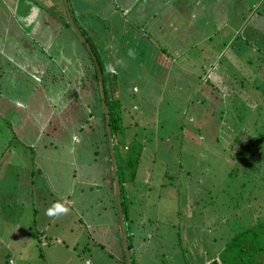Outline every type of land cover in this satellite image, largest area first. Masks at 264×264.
Wrapping results in <instances>:
<instances>
[{
  "label": "rangeland",
  "instance_id": "rangeland-1",
  "mask_svg": "<svg viewBox=\"0 0 264 264\" xmlns=\"http://www.w3.org/2000/svg\"><path fill=\"white\" fill-rule=\"evenodd\" d=\"M61 2L46 0L44 5L57 13L63 8L67 11L66 0L62 10ZM137 4V0L127 5L121 4V0H80L78 4L83 10L81 21L86 19L90 23L86 33L81 32L104 65L105 76L110 68L117 74L111 78L117 80L118 90L114 91L112 101L114 111L120 113L117 124L121 127L113 135V152L120 162L122 145H129L130 150L124 156L127 163H123L124 167L117 166L119 178L126 175L131 183L124 187L128 209L126 230L129 235L134 233L129 261L131 258L132 264H208L220 257L224 244L236 232L258 220L264 223V174L258 170L259 165L264 166V76L261 74L264 69L259 67L264 56L255 53L249 66H235L238 78H248L257 85L248 90L249 95L262 100L257 113L253 102L246 105L235 101L251 121L256 136L252 138L246 135L244 124L241 125L245 122L239 123L238 116L235 119L229 111L231 98L228 97L233 91L228 95L226 78L232 76L221 74L219 54L214 53L211 59L206 57L213 44L200 41L204 34L193 23L187 27L196 36L193 42L183 35L176 47L179 32L170 29L172 24L168 28L162 25L159 42L145 41L144 35L139 34L141 31L131 25L159 26L151 23L154 19L147 23L150 12L138 15ZM26 9L23 1L18 13L23 14ZM3 13L0 19V264H17L14 249L18 250L17 242L20 244L22 238L18 241L17 237L24 232L37 234L30 241L27 239L32 249L25 264H66L65 259L73 260L72 264H90L88 259L93 260L91 264L98 260L106 264H128L126 252L124 260L121 254L123 235L121 240L117 234L118 229L122 233L121 221L114 217V209L109 205L106 209L112 183L109 169L102 162L105 163L106 137H109L104 135L100 93L89 82L94 72L91 60L84 54V48L85 51L80 49L82 58L60 59L63 66L59 67V57L54 59L55 43L37 37L24 41L33 36L27 26L33 31L37 26H30L20 18L22 24L14 25L8 13L2 10ZM186 17L183 13L176 22H193V17ZM75 20L68 15L70 27ZM214 27L208 23L204 28L214 30ZM200 29L204 31L201 26ZM229 33L231 36L232 32ZM73 35L76 33L68 31L58 35L63 49H71ZM263 35L256 33L255 39ZM105 38L107 42L103 41ZM240 38L249 44L253 41L244 32ZM79 39L84 41L82 37ZM148 44L157 50L171 48L173 57L163 52L153 54ZM132 47L139 50H135L133 57H126L129 50L133 52ZM247 50L246 44H237L235 61L244 62L251 54ZM204 56L209 60L205 64ZM200 62L206 73L199 78ZM188 73L194 80L192 84ZM244 73L252 77H242ZM183 78L188 79L191 87L182 83ZM158 79L165 86L160 93L154 85ZM224 87L226 94L222 91ZM246 94L241 91V100ZM118 97L124 104H120ZM251 108L253 116L248 113ZM220 115L224 116L223 120ZM248 118H244L246 122ZM230 119L235 123H230ZM210 127L215 133H209ZM234 131L240 133L238 143L233 140ZM247 142L250 144L245 147ZM232 143L234 150L240 152L244 148L252 162H257V168L253 165L239 178L228 173L234 160L226 161L228 155L216 151L217 146L230 148ZM32 162L40 169V175L33 177L36 180L33 203L28 181ZM38 189L42 191L37 193ZM56 191L64 196L60 198ZM116 202L120 219L119 202ZM55 204L66 211L46 215L49 209L55 212ZM256 215L260 218L256 219ZM36 238L39 241L32 245ZM47 249H58L61 257L53 253L45 255Z\"/></svg>",
  "mask_w": 264,
  "mask_h": 264
},
{
  "label": "crops",
  "instance_id": "crops-1",
  "mask_svg": "<svg viewBox=\"0 0 264 264\" xmlns=\"http://www.w3.org/2000/svg\"><path fill=\"white\" fill-rule=\"evenodd\" d=\"M23 1L27 9L23 12V14H20L18 13V11L20 10V4ZM45 1L46 0H3V1L0 0V4H2L0 6V13H1L0 19H2V17L5 15L4 13L2 14V10H3L5 13H8V16L11 18L14 25L20 26L22 24V21H26L27 24H29L30 26H35V27L37 26V28L34 29V31H33V28L31 29L29 26H27V28H29V31L33 33L32 34L33 36H31L29 39L24 40V41H30L33 39L37 40L36 39L37 37L44 42L50 40L52 42V45L55 43L57 45V49H56L57 55L54 57V59L59 57L58 58L59 67L62 68L63 63L60 61V59L63 60V58H66V60L69 61L68 57H70L71 60L77 61L79 57L82 58L83 56L80 52V49L84 50L85 47L82 44L83 41H80L77 35L76 36L73 35L75 38H73L71 49L67 51V49L66 50L63 49L64 46L62 44V41L60 42L58 41V40H62L58 37V35H60L62 31H68L70 32V34H72V33H75L77 29L79 31H83V33H86L85 28L89 27L88 25L90 23H88L86 19L81 21V18L83 17L82 16L83 10L80 9L78 6L80 0H66L67 6H68L67 11L65 10V8H63V10L61 8L62 6L64 7V2L62 0L59 6L60 10L62 11L58 12L59 14L57 13V11L56 12L50 11V9L47 8V5H44ZM135 1L136 0H121V4L123 2L125 5H127L128 3L134 4ZM137 2H138V4L136 5L137 14L140 16V14H143V13L147 14L148 12H150L149 13L150 16H148L147 23L149 20L154 19L157 21L155 22L153 20L151 23H154V24L156 23L159 26L155 28V27H152L151 25L148 28V24H141L142 27L136 28L132 26L130 23L131 27H133L136 31H141V33L139 34L144 35L145 41L149 40V41H152L153 43L157 41L159 42L158 37L161 36V32H162L160 29L164 26L168 28V26L172 24V26L170 25L171 26L170 29H173L174 32L176 31L179 32V37H176L178 38L176 39L177 40L176 47L178 46L179 42H181L180 36H183V35L188 37L187 40H189V42L190 41L193 42L195 41L196 36L193 35L190 30H187L188 25L193 23L192 26H195L196 28H198L201 34L202 33L204 34L203 38H201L200 41H202V43H205V41H208L214 45V46L213 45L211 46V50L209 49L208 51L209 55H207L206 57H209L211 59L214 53H216L217 55L219 54V56L221 57V60L219 62V66L222 68L221 74H227V75L232 76L233 71L230 70L231 68L230 66H237V65L242 64V62H237L234 59L236 57L235 56V46L237 44H246L249 49L246 52H249V53L251 52V54L248 55L244 61V63H246V65L248 66L250 63H252L250 61V58L253 57L255 53L264 56V35L261 36L260 39L259 38L255 39L256 33L264 34V0H137ZM243 4L245 6H243ZM1 7H2V10H1ZM188 9L190 10L189 14H187ZM69 11H70L71 18L74 19L75 17L76 19L75 22H72L73 27H70L69 22H68ZM230 12H232V14H230ZM40 13L42 14L40 15ZM131 13H133V11ZM183 13H186V16H187L186 18L193 17L194 19L193 22L178 24L176 20L179 18H182ZM175 14L179 18L176 17ZM239 14H242V16H239ZM145 17H147V15L144 16L143 18ZM19 18L23 20L20 21ZM207 18H209V20ZM142 19H140V21ZM197 19H203L204 22L201 24L202 22L201 21L200 23L196 24ZM208 23H211L212 25L215 26L214 30H208V29L206 30L204 28ZM163 24L164 26H162ZM200 26L203 27L204 31L203 30L201 31ZM245 27H246V29H244L245 31H241V28H245ZM233 30L235 33H233ZM229 32H232L231 36ZM241 32L242 33L244 32L246 36L252 37L253 41L250 43L257 45L258 47H255L249 44L247 41L246 42L241 41V38H240ZM83 35L85 36V34ZM217 35L219 36L216 37ZM229 36L230 38L225 39L226 37H229ZM5 41H7V39H5ZM103 41L107 42V39L105 38ZM100 42L101 40L98 39V43ZM147 48L151 49V52L153 54L156 52L157 54L159 52H163L167 55H170V53H173L171 52V48L157 50L154 48V46H150V44L147 45ZM132 49H134L133 53L135 52L136 49L139 50V48H133V47ZM204 50H207V48H205ZM84 54H86V56L90 58L87 51H85ZM125 56L129 58L133 57V56H128L127 53H125ZM170 57H173V56L170 55ZM203 58H205V56ZM225 59H227L226 62H225ZM173 63L175 62H172V65ZM205 63H207V61L206 62L204 61V64ZM261 64H262L261 67H264V61H262ZM50 67L51 66L48 65L47 69H49ZM146 68L147 67L145 65L144 69ZM37 73H39V71H37ZM226 79L228 81V87L232 86L231 85L233 84L232 81L235 80L233 76L231 78H226ZM116 87H117V82H115V88ZM104 162L106 163V158ZM102 164L104 163L102 162ZM37 175H40V174L38 173ZM29 176L32 177V170L29 172ZM27 178H28V174H27ZM34 182H36V180L33 181V185L31 186L32 187L31 189L29 188V184H28V188L30 191L29 196H30L32 203H33V200H35L34 199L35 190L33 188L35 184ZM41 191L42 189H38L37 193ZM55 194H57V196L59 195L60 198L64 196L60 194L58 191H56ZM108 195H107V201L111 197L109 193ZM106 205H109V201L108 203H106ZM110 211L112 212V210ZM24 229L25 227H23L22 232H24ZM114 231L115 230L113 229L112 236L114 234ZM22 232H20L19 235ZM31 236L32 235L29 232L27 233L24 232V235H20L19 237H17L18 241L20 240V238H22V241H19V243L23 244V246H21L17 242L18 250L14 249V251L17 253L15 255L17 264H18V261L20 264L21 263L25 264L27 260H30L29 250L32 249V247L27 245V239L30 241L32 239ZM54 239L55 241L59 242L58 241L59 239H56V238ZM114 241H116V239H114ZM35 243H36V240L35 241L33 240L32 245H34ZM44 243L45 242H41L43 246H46L47 244H44ZM13 247H16V246H13ZM49 249H53V247ZM49 249L46 250L45 255L48 256V253H53L57 255L56 257H61L58 249L54 251H50ZM114 251H116V253L118 254L120 253L116 250V248ZM8 257H9V254H8ZM65 260L67 262L66 264H72L70 262H72L73 260H67V259ZM88 261H90V264L93 262V260H90V259H88ZM95 262H97L96 264H106L104 260H98ZM263 264H264V261H263Z\"/></svg>",
  "mask_w": 264,
  "mask_h": 264
},
{
  "label": "trees",
  "instance_id": "trees-1",
  "mask_svg": "<svg viewBox=\"0 0 264 264\" xmlns=\"http://www.w3.org/2000/svg\"><path fill=\"white\" fill-rule=\"evenodd\" d=\"M75 33H76V35L79 38L82 37V36L85 38L83 33H81L82 36L80 34H78V32H76V31H75ZM85 40L87 41V43L89 42L86 38H85ZM82 44L86 48V51L89 54V57H90V60H91V66H92V68H94L93 78H90L89 82L92 85L94 91L97 90L100 93V101H101L100 107H101V110H102L103 129L105 130L104 131V135L106 137L108 135V132H107V129H106V121H105V112H104L103 102H105L106 105H107V111H108V118H109V122H110L112 140H114L113 139V135L114 134H118L116 132L121 127V126H119L117 124V119L118 120L120 119V116H118V114L120 115V113L114 111V108H113L114 105H113V101H112V100H114L113 99L114 98V91L115 90L118 91V90H117V87L115 88V82H117V80L116 79H111V78L113 76H116L117 74L114 73V72H111V70H109V69H107L105 67L107 69L106 76H105L104 65H102V63L98 60L97 55L94 54L95 50H94L93 46L91 44L89 45V43H88L89 48L91 49V52H92L91 54L96 56V57L92 58V55L90 54V52L88 50V47L85 46L84 41L82 42ZM203 59H206V61H208L207 58H203ZM201 62L198 64V67L201 66L200 67L201 70L197 71L199 78L206 73V71H205L206 67L202 66V64L204 62L203 63H201ZM175 65H177V64L175 63ZM237 66H244L245 67L247 65H246V63L242 62V64L237 65ZM230 67H231L230 70L233 71L232 76H233V78L235 80L232 81L233 84H231L232 86L228 87V90L224 87L222 89V91H224L225 94H226V90H227V92L229 91L228 95H230L231 92L233 91L232 94H231V97H228V98H231V99H229V101L231 102V103H229V106L231 107V108H229L230 114L233 115L232 117L235 116V119H236V116H238L239 123L241 121H244L245 123L241 122V125L244 124L242 127L246 131H248V133H246V135L249 136V137L254 138L256 136H255L254 133H252L253 132V128L249 124V122H251V121L248 118V115L241 113V110L238 109L237 102H235V101H241V102H244V104H246L248 102H250V103L253 102L254 106H252V105L251 106L253 108L255 107V111L254 112L257 113L258 109H256V108H258L262 104V100L254 98L251 94L249 95V92H248V90H251L252 87L256 88L257 85L251 84V82L248 81V78H243V79L238 78L237 74H236V68L237 67H235V66H230ZM259 67H260V70L264 69V67H261V66H259ZM182 69L183 68H181L180 70H182ZM99 70L101 71L102 84L103 85H101V83H100ZM184 70L185 69H183L182 71H184ZM189 72H191V71H189ZM261 74L264 76V73H261ZM256 75L259 76L258 73H256ZM134 76H136V75H134ZM187 76H188V79L191 81L190 83L192 84V82H194V80H191V75L188 73ZM130 77L133 78L132 75H130ZM192 77H194V76H192ZM242 77H250V76H247L246 73H244V74H242ZM250 78H249V80H250ZM188 79H187V81H188ZM158 81H154L155 83L154 82L153 83L155 85V89L157 90V92L160 93L159 91H162L165 86H164V82H161V79H158ZM187 81H186L185 78L182 79V83H184L185 85H189L191 87V84L188 83ZM251 81H253V83H255L254 80H251ZM113 82H114V84L111 85ZM134 82L137 83L138 80L134 81ZM197 83H199V81ZM246 83L248 84L247 86L245 85ZM102 87H103V89H102ZM186 87L187 86H185V88ZM165 90H166V88H165ZM241 91H246L247 92V94L243 96V100H241L240 95H239V94H241ZM145 97H147V96H145ZM118 101L120 102L121 105L124 104V102L121 101V99H119V98H118ZM241 102H240V104H241ZM253 108L248 110V113H251L252 116L254 115ZM243 115H244L245 119L248 118L247 122L245 121L244 118L240 117V116H243ZM220 119L223 120L224 116L220 115ZM185 121H188V120H185ZM230 123L234 124L235 122H234L233 119H230ZM209 133H215V131L211 130V127H210V132ZM234 133H236V132L234 131ZM239 134L240 133H236V135L233 138V140L236 141L237 143L239 141ZM106 142L108 144V147L106 148L107 149V154H105L106 163H104V167L107 170L109 169V173L111 175V183H112L111 184L112 185L111 191L108 190V193L111 195L110 199L108 200L109 201V208L114 209V217H117V219L119 221H121L119 219V216H118V209H117V202H116L118 199H117V192L115 190V180L117 179L118 188H119V198H120L121 209H122V213H123V221H124V227H125L126 239H127V245H128V252H129L131 250L132 246H133V243H131L130 241H131V237L133 238L134 233L132 232L131 235H129L127 233V230H126L125 221L127 219L126 211L128 209H127V206H125V203H124V192H125L124 187L125 186H129L131 183H129L130 178L128 179V177L126 175H123L122 177L119 178V175L117 173L118 172L117 171V166H118V168H120L122 166L124 167L123 163H127V161L125 160V158H127V157H124V156H125V152H128L130 150V148H129L128 144L127 145L126 144L122 145L123 154H122V156H120V159L122 157V159H121L122 162L121 161L119 162V159L117 160L115 158V151L113 152V158H114V170H113L112 169V166H113V164H112V156H111V153H109V151H110L109 139L107 137H106ZM232 144H231L230 148L223 147L224 146L223 144H222L223 145L222 147L220 146L221 148H219V146H217L216 151H218L219 153L221 152L223 154L225 153V155H228V157L225 159L226 161H229L230 159L234 160V166L230 169V171H228V173H229V175L231 177L232 176L233 177L236 176V177L239 178V176H241L244 173L245 170L251 169L253 165H254V167L257 168V165H255V163H257V162L256 161L252 162V158L250 157L249 153H246V150L244 148L242 150H240V152H239V151L234 150L235 146H234V144L233 145ZM245 144H246L245 147H248L250 143L247 142ZM125 147H127V149ZM232 147H233V149L230 150ZM113 150H114V144H113ZM234 152L237 153V154H235ZM40 161L42 162L41 157H40ZM119 163H121L122 165L119 164ZM32 166H33V168H32V177L31 176L29 177L30 189L32 188L31 186L33 185V181H35V179L33 177L36 176L38 174L37 172H39V170H40L39 166L36 165L35 162H32ZM263 169H264L263 164L259 165V169L258 170L261 171V175L264 174V170ZM34 170H36V173H33ZM113 171H115V174H116L115 176L113 175ZM238 171H240V172H238ZM39 174H40V172H39ZM125 198H126V196H125ZM108 201H107V203H108ZM110 202H111V204H110ZM107 207H108V205H106V209H107ZM255 218L259 219L260 217L258 215H256ZM263 224H264L263 222L258 220L256 222H254L251 226L236 232L224 244V247L222 248L220 257L212 259L208 264H263V261H264V225ZM117 234H119L121 236V240H122V233H121L120 229H118ZM31 235L33 237H37L36 233H31ZM121 240H120V243H121ZM38 241H39V238H36V243ZM44 244H46V242ZM121 250H122L121 254H123V260H124L126 255L124 256L125 250H124L123 245L121 246ZM114 256H115V254L112 255L111 257H114ZM117 260H119V258ZM130 263L132 264L131 258H130Z\"/></svg>",
  "mask_w": 264,
  "mask_h": 264
},
{
  "label": "water",
  "instance_id": "water-1",
  "mask_svg": "<svg viewBox=\"0 0 264 264\" xmlns=\"http://www.w3.org/2000/svg\"><path fill=\"white\" fill-rule=\"evenodd\" d=\"M68 14L70 16V13H68ZM70 18H71V16H70ZM76 31L82 36L81 31H79L78 29ZM82 38L84 40L85 46H87L88 49L91 51V49L89 48V45H88L87 41L85 40V38L83 36H82ZM99 78H100L101 85H103L102 84V75H101V71L100 70H99ZM102 89H103V87H102ZM103 106H104V112H105L106 129H107V132H108L109 143H110V153H111V156H112V164H113V168H114L113 140H112L110 122H109V118H108L107 105H106L105 102L103 103ZM114 174H115V171H114ZM115 185H116L117 199H118L119 208H120V220H121V225H122V235H123V242H124V250L126 252V257H127L128 264H130V261H129V252H128V245H127L126 232H125L124 221H123V213H122L121 203H120V198H119V188H118V181H117V179L115 180Z\"/></svg>",
  "mask_w": 264,
  "mask_h": 264
},
{
  "label": "clouds",
  "instance_id": "clouds-1",
  "mask_svg": "<svg viewBox=\"0 0 264 264\" xmlns=\"http://www.w3.org/2000/svg\"><path fill=\"white\" fill-rule=\"evenodd\" d=\"M127 55L133 56V52L131 50H129L127 52ZM109 70H111V68ZM53 208H55V212H53L51 209H49L46 211V215L52 216V215L62 214L63 212L66 211V209H64L60 204L53 205Z\"/></svg>",
  "mask_w": 264,
  "mask_h": 264
}]
</instances>
